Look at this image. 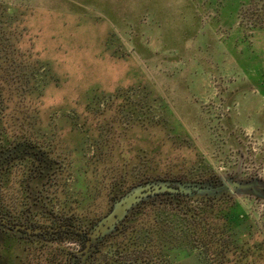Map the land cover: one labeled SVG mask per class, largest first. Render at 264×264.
<instances>
[{"label":"rangeland","instance_id":"obj_1","mask_svg":"<svg viewBox=\"0 0 264 264\" xmlns=\"http://www.w3.org/2000/svg\"><path fill=\"white\" fill-rule=\"evenodd\" d=\"M0 94L13 129L55 147L78 215H105L119 179L256 184L194 218L148 209L114 249L264 264V0H0Z\"/></svg>","mask_w":264,"mask_h":264},{"label":"flooded vegetation","instance_id":"obj_2","mask_svg":"<svg viewBox=\"0 0 264 264\" xmlns=\"http://www.w3.org/2000/svg\"><path fill=\"white\" fill-rule=\"evenodd\" d=\"M5 111L0 96V261L6 264H32L48 251L55 252L57 264H158L130 257L111 244L148 209L172 208L194 218L190 203L230 197L212 192L225 182L220 177H149L128 188L119 179L111 185L105 215L92 218L70 212L59 202L65 168L55 147L13 129Z\"/></svg>","mask_w":264,"mask_h":264},{"label":"water","instance_id":"obj_3","mask_svg":"<svg viewBox=\"0 0 264 264\" xmlns=\"http://www.w3.org/2000/svg\"><path fill=\"white\" fill-rule=\"evenodd\" d=\"M254 185H256V184L240 185L237 182L228 181V182H223V185L221 187H217V188L213 189L212 192H218L219 194L225 192L230 197H232L234 194L233 191L239 192L242 190H249V189H247L248 187L249 188L251 187L252 189H254ZM253 194L258 196L257 192H253ZM0 264H6V263L3 261H0Z\"/></svg>","mask_w":264,"mask_h":264}]
</instances>
